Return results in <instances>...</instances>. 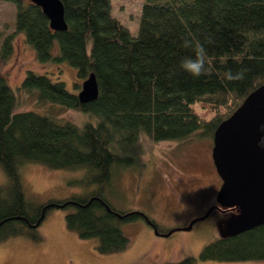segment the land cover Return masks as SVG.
<instances>
[{
	"label": "trees",
	"instance_id": "obj_1",
	"mask_svg": "<svg viewBox=\"0 0 264 264\" xmlns=\"http://www.w3.org/2000/svg\"><path fill=\"white\" fill-rule=\"evenodd\" d=\"M11 1L15 30L23 32L37 59L65 60L76 68L78 79L94 74L99 92L95 100L80 103L65 82L30 70L17 87L41 103L95 118L79 126L16 110L18 93L0 74V168L5 176L0 183V242L16 237L41 241L37 229L43 218L65 203L60 208H72L65 214L68 229L80 238H95L100 254L122 253L130 241L120 224L143 217L115 210L102 189L114 169L138 163L143 137L181 140L201 129L213 138L217 126L264 83V0H143L136 36L113 15L111 0H61L64 31L52 30L41 8L29 0ZM12 37L0 41V58L9 56ZM200 47L207 54V71L193 77L180 62ZM241 70L243 78L226 76ZM196 101L213 109L210 119L193 110ZM29 162L50 169L84 168L83 183H96L99 189L65 199L28 200L20 170ZM237 212L224 210L228 218ZM201 261H264V224L209 241L197 257L163 264Z\"/></svg>",
	"mask_w": 264,
	"mask_h": 264
},
{
	"label": "rangeland",
	"instance_id": "obj_2",
	"mask_svg": "<svg viewBox=\"0 0 264 264\" xmlns=\"http://www.w3.org/2000/svg\"><path fill=\"white\" fill-rule=\"evenodd\" d=\"M142 2L111 0L113 15L128 27L132 36L138 33ZM14 17V3L0 0V41L13 35L9 56L0 58V74L18 93L16 110H33L79 126L94 122L95 118L89 113L41 103L35 96L16 90L28 70L61 80L76 94L84 79H78L76 68L65 60L40 62L23 32L15 30ZM74 82L78 83L77 88ZM191 106L205 119L214 114L213 109L200 101ZM201 132L197 130L181 140L158 142L143 137L138 163L114 169L110 184L102 189L115 210L140 211L157 224L159 232L174 229L170 235L155 234L145 220L134 219L120 224L129 238L128 248L118 254H100L95 249V238H80L67 228L65 214L72 208H52L37 229L41 241L16 237L0 242V264H163L187 256L197 257L206 243L225 235L228 218L224 211L215 210L205 219L196 221L191 229H184L191 220L208 211L221 185L211 157L213 138ZM20 172L25 196L31 201L65 199L99 189L96 183H83L84 168L50 169L29 162ZM4 180L0 168V183ZM197 264H264V261H201Z\"/></svg>",
	"mask_w": 264,
	"mask_h": 264
},
{
	"label": "water",
	"instance_id": "obj_3",
	"mask_svg": "<svg viewBox=\"0 0 264 264\" xmlns=\"http://www.w3.org/2000/svg\"><path fill=\"white\" fill-rule=\"evenodd\" d=\"M29 1L41 8L52 30L67 29L61 0ZM98 92L95 76L91 73L82 81L76 95L80 103H88L97 98ZM211 157L221 179L216 204L205 214L191 220L184 229H191L196 221L205 219L214 209L228 208H236L238 212L225 222L227 236L264 224V83L249 93L242 104L217 126ZM56 205L61 207L65 203ZM106 208L112 211L107 205ZM134 212L142 214L148 223H152L140 211L133 210L129 214ZM117 215L123 217L125 214ZM173 231L161 233L154 225V232L158 235L168 236Z\"/></svg>",
	"mask_w": 264,
	"mask_h": 264
},
{
	"label": "clouds",
	"instance_id": "obj_4",
	"mask_svg": "<svg viewBox=\"0 0 264 264\" xmlns=\"http://www.w3.org/2000/svg\"><path fill=\"white\" fill-rule=\"evenodd\" d=\"M184 46L190 47L191 42L188 40H185ZM206 58H207L206 51L203 49V47H200L195 52L194 56L184 57L180 62V66L184 71L188 72L193 77H199L200 75H203L207 71ZM226 76L229 79L243 78V70H241L240 72L235 73V74H233V73H231V71H229L226 74Z\"/></svg>",
	"mask_w": 264,
	"mask_h": 264
},
{
	"label": "flooded vegetation",
	"instance_id": "obj_5",
	"mask_svg": "<svg viewBox=\"0 0 264 264\" xmlns=\"http://www.w3.org/2000/svg\"><path fill=\"white\" fill-rule=\"evenodd\" d=\"M214 204H216V201L212 204V205H214ZM215 210H217V211H224V210H218V209H215ZM140 214V213H139ZM144 214V213H143ZM141 216L143 217V220H145V218H144V216L141 214ZM148 217V216H147ZM148 219L152 222V223H148L146 220V223L148 224V226H150V228L154 231V225H156V227H157V224L152 220V219H150L149 217H148ZM154 224V225H153ZM158 228V227H157Z\"/></svg>",
	"mask_w": 264,
	"mask_h": 264
}]
</instances>
